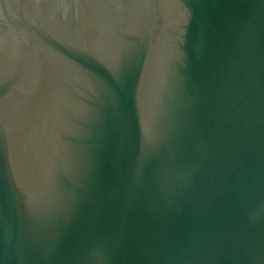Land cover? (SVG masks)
<instances>
[{"label": "water", "instance_id": "obj_1", "mask_svg": "<svg viewBox=\"0 0 264 264\" xmlns=\"http://www.w3.org/2000/svg\"><path fill=\"white\" fill-rule=\"evenodd\" d=\"M0 264H264V0H0Z\"/></svg>", "mask_w": 264, "mask_h": 264}]
</instances>
